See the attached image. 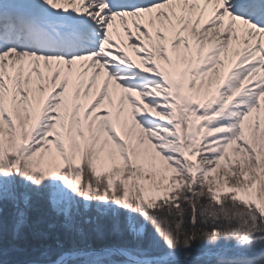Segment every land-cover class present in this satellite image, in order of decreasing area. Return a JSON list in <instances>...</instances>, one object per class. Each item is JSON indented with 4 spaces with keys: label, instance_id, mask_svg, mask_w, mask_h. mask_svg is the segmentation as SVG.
I'll return each instance as SVG.
<instances>
[{
    "label": "snow or ice",
    "instance_id": "1",
    "mask_svg": "<svg viewBox=\"0 0 264 264\" xmlns=\"http://www.w3.org/2000/svg\"><path fill=\"white\" fill-rule=\"evenodd\" d=\"M3 264H264V0H0Z\"/></svg>",
    "mask_w": 264,
    "mask_h": 264
},
{
    "label": "rangeland",
    "instance_id": "2",
    "mask_svg": "<svg viewBox=\"0 0 264 264\" xmlns=\"http://www.w3.org/2000/svg\"><path fill=\"white\" fill-rule=\"evenodd\" d=\"M0 264H3V261L2 260L0 261Z\"/></svg>",
    "mask_w": 264,
    "mask_h": 264
},
{
    "label": "trees",
    "instance_id": "3",
    "mask_svg": "<svg viewBox=\"0 0 264 264\" xmlns=\"http://www.w3.org/2000/svg\"><path fill=\"white\" fill-rule=\"evenodd\" d=\"M1 261V260H0Z\"/></svg>",
    "mask_w": 264,
    "mask_h": 264
}]
</instances>
